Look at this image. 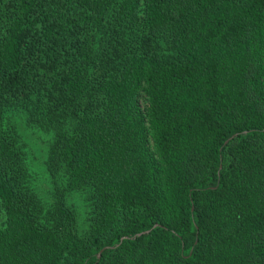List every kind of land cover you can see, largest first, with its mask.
<instances>
[{"label":"trees","instance_id":"trees-1","mask_svg":"<svg viewBox=\"0 0 264 264\" xmlns=\"http://www.w3.org/2000/svg\"><path fill=\"white\" fill-rule=\"evenodd\" d=\"M0 213V264H264V0H0Z\"/></svg>","mask_w":264,"mask_h":264},{"label":"rangeland","instance_id":"rangeland-1","mask_svg":"<svg viewBox=\"0 0 264 264\" xmlns=\"http://www.w3.org/2000/svg\"><path fill=\"white\" fill-rule=\"evenodd\" d=\"M162 45L165 47V42H162ZM7 120L16 125L27 166L26 179L38 199L45 206H50L62 195L76 214L79 232H87L94 216L92 192L84 187L67 189L66 176L62 172L53 175L48 170L46 162L53 132L28 124L26 113L21 110L9 111ZM0 219H3L2 213Z\"/></svg>","mask_w":264,"mask_h":264},{"label":"water","instance_id":"water-1","mask_svg":"<svg viewBox=\"0 0 264 264\" xmlns=\"http://www.w3.org/2000/svg\"><path fill=\"white\" fill-rule=\"evenodd\" d=\"M145 232H147V231H145Z\"/></svg>","mask_w":264,"mask_h":264}]
</instances>
